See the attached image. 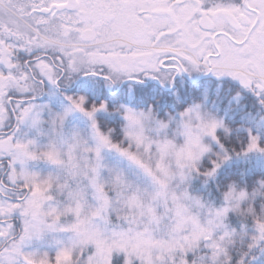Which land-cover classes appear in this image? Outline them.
I'll return each instance as SVG.
<instances>
[{"label": "snow or ice", "instance_id": "6c2138e0", "mask_svg": "<svg viewBox=\"0 0 264 264\" xmlns=\"http://www.w3.org/2000/svg\"><path fill=\"white\" fill-rule=\"evenodd\" d=\"M193 71L236 78L264 105V0H0V264H264V208L249 205L245 222L229 223L260 188L229 186L203 220L192 208L204 204L177 191L194 176L214 178L233 155L264 152L251 130L234 148L224 122L193 103L169 136L173 118H158V99L134 107L78 94L51 123L59 130L79 111L91 143L80 133L64 145L22 134L42 121L46 85L84 76L110 89L129 81L131 94L146 78L174 85ZM100 112L122 119L106 125ZM105 149L133 170L106 165ZM38 161L54 170H33ZM49 235L54 253L33 247Z\"/></svg>", "mask_w": 264, "mask_h": 264}, {"label": "trees", "instance_id": "16d2710c", "mask_svg": "<svg viewBox=\"0 0 264 264\" xmlns=\"http://www.w3.org/2000/svg\"><path fill=\"white\" fill-rule=\"evenodd\" d=\"M218 84L214 82V92L212 95H206L203 91L198 92L189 98L185 96L179 98H171L161 90L157 88H144L138 86L129 91H121L118 94L110 93L106 88H101V98L103 100L126 102L134 107H140L147 105L152 100H159V111L158 118L167 120L169 117L173 118L171 127H176V122L180 119V113L189 105L198 103L201 105V109L205 114V118H216L224 122L226 127H237L240 125H252L248 123L253 115L249 112V108H244L243 105L239 106L238 103L228 102L226 96L222 95L218 89ZM147 93V94H146ZM97 102L94 97L89 98V102ZM98 103V102H97ZM54 111H56L54 109ZM247 113V117L244 114ZM97 119L103 123L114 124L121 121V117L117 113L100 112L97 113ZM47 120V119H45ZM74 121V120H72ZM75 133L80 135H87L90 131V123L78 122L75 120ZM43 125V126H42ZM42 127H49V122H44ZM72 125V126H73ZM65 125L56 131V135H65ZM67 133H71L67 130ZM226 144L242 150L244 144L247 143L249 132L240 131H229L220 133ZM255 134V133H253ZM44 135V134H43ZM258 135L261 137V143H264V130ZM206 143H211L214 150H217V145L210 137L205 139ZM214 154V153H213ZM104 162L108 166H118L126 171L131 172L133 169L129 165L128 161L123 159L118 153L112 150L105 149ZM204 164L209 163V158L206 156L203 161ZM32 169H35L42 174H47L54 170V166L48 164L45 161H38L31 163ZM105 176L108 175L105 170ZM264 179V152L252 151L247 155L241 154L240 156L233 155L232 159L225 162L221 169L218 171L214 178L206 179L203 176H194L188 183H180L178 185L179 192L188 191L190 195L200 200L204 204V208L200 209L193 207L192 211L200 214L202 219H206L208 216L207 209L210 207H222L225 204L223 199V193L228 189L229 186H236L237 189L247 187L249 193L255 192L256 189L260 188L259 192H256L254 197H250L247 203H242L241 208L235 214H230L229 223L233 227L239 226L242 222L246 221L247 208L249 205H253L257 210L264 208V188H261L260 181ZM235 204V201L232 202ZM228 222V221H226ZM249 228L251 225L249 224ZM237 243H239V235L237 237ZM43 245L48 249H56L54 235H49L43 242H36L33 246ZM54 253L55 251H50ZM264 256V251H258L256 258L259 260ZM134 264H139L136 260Z\"/></svg>", "mask_w": 264, "mask_h": 264}, {"label": "flooded vegetation", "instance_id": "af4514ba", "mask_svg": "<svg viewBox=\"0 0 264 264\" xmlns=\"http://www.w3.org/2000/svg\"><path fill=\"white\" fill-rule=\"evenodd\" d=\"M214 82L218 84V89L222 95L226 96L228 102L233 103L234 101V103H238L239 106L243 105L244 108L248 107L250 109L249 112L253 114L251 119L248 121V123L250 122L252 125L229 127L234 128L230 131L249 132V130H251L252 133L258 134L264 130H257L264 125V105H261L260 99L255 93H253L250 89H245L238 79L231 76L224 75L222 77H217L212 72L204 71L183 72L176 75V82L174 85L161 84L159 81L146 78L145 84L142 87L157 88L171 98L180 99L183 96H185V98H189L188 95L191 97L201 91H203L206 95H212V92H214ZM130 83L131 82L129 81H125L119 87L110 89L103 84H94L88 78L81 76L79 79L73 81L69 87L64 89H56L52 85H46L47 90L42 96L37 98V103L46 106L43 108V111L47 110L50 112H56V107L58 108L59 106L68 104L69 102L66 99L67 95L85 94L89 98L94 97L99 103L102 101V86L115 95L121 91H129ZM54 109L56 111H54ZM69 115H72V113ZM247 115L248 114L245 113L244 117L246 118ZM44 117L45 115H43L42 118ZM22 131H24V129H22ZM33 132L34 130L31 131V133Z\"/></svg>", "mask_w": 264, "mask_h": 264}, {"label": "rangeland", "instance_id": "374dc122", "mask_svg": "<svg viewBox=\"0 0 264 264\" xmlns=\"http://www.w3.org/2000/svg\"><path fill=\"white\" fill-rule=\"evenodd\" d=\"M68 106V104H64L63 106H59L58 108L56 107L57 111L56 112H50V111H42L41 113V116L43 117V115H45L44 118H42V121L41 123L39 124V126L37 128H31L29 127L28 125H25L24 126V131H22V134H26L28 137H31V138H37L39 140V142L41 144H47V141L43 140V138H50V139H54L57 144L59 145H64V141H67V140H71L72 138V135L73 133H75V124L76 122L72 120H77L78 122H83V123H90V120L81 112L79 111H73L72 112V115H68L69 117H67V119L65 120L64 122V125L66 126V128L64 130H66V133L65 135H56V131L54 128H53V125L51 123V120H52V117L57 113V112H63L66 107ZM202 111V109H201ZM202 114L205 116L204 112L202 111ZM47 119V120H45ZM220 120V119H219ZM44 122H49L50 126L49 127H42L43 123ZM195 123V121H194ZM42 125V126H41ZM73 125V126H72ZM227 129L229 130H232L234 128H229V127H226ZM260 129H264V125L263 127H260L258 128L257 130H260ZM34 130L33 133H31V131ZM67 130H70L71 133H67ZM223 130V129H221ZM167 132V134L169 136H172V135H175L177 129L176 127H169V129L165 130ZM90 132H91V126H90V131L88 132L87 135H81V136H84L86 138H89V142L91 143V138H90ZM44 134V135H43ZM162 135L164 134L163 132L161 133ZM208 137H205V139H207ZM177 142L178 143H182L183 142V137L182 136H177ZM30 167H31V164H30ZM32 168V167H31ZM35 170V169H33ZM37 171V170H35ZM177 191L179 192V189L177 188ZM195 213V212H194ZM203 220V219H202ZM55 238V236H54ZM33 247H38V248H41L42 250H47V251H55L56 249H48L46 246H43V245H39V246H33ZM56 247V246H55Z\"/></svg>", "mask_w": 264, "mask_h": 264}]
</instances>
